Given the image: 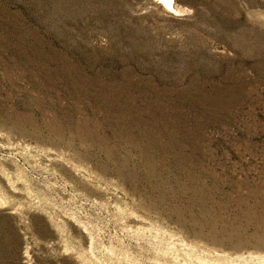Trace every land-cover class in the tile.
Listing matches in <instances>:
<instances>
[{"label": "rangeland", "instance_id": "1", "mask_svg": "<svg viewBox=\"0 0 264 264\" xmlns=\"http://www.w3.org/2000/svg\"><path fill=\"white\" fill-rule=\"evenodd\" d=\"M0 264H264V0H0Z\"/></svg>", "mask_w": 264, "mask_h": 264}, {"label": "bare ground", "instance_id": "2", "mask_svg": "<svg viewBox=\"0 0 264 264\" xmlns=\"http://www.w3.org/2000/svg\"><path fill=\"white\" fill-rule=\"evenodd\" d=\"M168 8H172L173 0H161Z\"/></svg>", "mask_w": 264, "mask_h": 264}]
</instances>
